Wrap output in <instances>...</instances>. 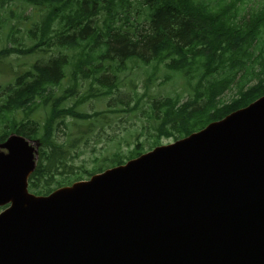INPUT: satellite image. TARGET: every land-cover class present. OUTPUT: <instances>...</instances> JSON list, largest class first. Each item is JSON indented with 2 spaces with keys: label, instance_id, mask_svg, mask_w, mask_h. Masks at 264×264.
<instances>
[{
  "label": "trees",
  "instance_id": "1",
  "mask_svg": "<svg viewBox=\"0 0 264 264\" xmlns=\"http://www.w3.org/2000/svg\"><path fill=\"white\" fill-rule=\"evenodd\" d=\"M12 1L30 8L33 19L21 38L16 36L20 28L11 25L0 48V69L10 74L0 97V142L12 132L39 140V157L28 178V190L36 195L123 164L159 145L161 137L188 136L264 95V0H217L216 5L205 0H0V27L14 12ZM11 55L32 62L14 69ZM160 65L168 79L173 74L185 79L192 98L180 104L177 97L152 99L157 121L151 146L137 142L128 156L116 152L95 158L90 168L69 164L73 143L106 118H99L103 111L87 113L77 104L110 95L120 75L135 67L144 70L147 91ZM67 77L68 86L57 92ZM88 79L80 94L81 81ZM231 89L235 94L223 101ZM68 100L75 101L68 105ZM67 117L83 129L59 141L55 132L67 126Z\"/></svg>",
  "mask_w": 264,
  "mask_h": 264
},
{
  "label": "water",
  "instance_id": "2",
  "mask_svg": "<svg viewBox=\"0 0 264 264\" xmlns=\"http://www.w3.org/2000/svg\"><path fill=\"white\" fill-rule=\"evenodd\" d=\"M37 146L0 142V264H264V95L45 196Z\"/></svg>",
  "mask_w": 264,
  "mask_h": 264
},
{
  "label": "rangeland",
  "instance_id": "3",
  "mask_svg": "<svg viewBox=\"0 0 264 264\" xmlns=\"http://www.w3.org/2000/svg\"><path fill=\"white\" fill-rule=\"evenodd\" d=\"M205 1L210 2L212 5H216L218 2L217 0ZM261 1L262 0H249L252 4ZM247 2L245 3L246 5ZM16 3L17 2H14V5L12 3L14 12L7 15L8 19L6 20V24L0 27V48L3 47V44L7 43L4 36L11 25L20 28V32L17 33L16 36L21 38V35L26 31V27L29 26L30 20L33 19L30 8L26 10ZM10 60L14 69H17L18 65L22 64V62L28 63L27 65L32 62V60L26 58H17L15 55H11ZM128 65L132 66L131 63ZM0 66L2 67L4 65ZM6 72V70L0 69V97L2 96V87L4 83L10 78V74ZM166 72L163 66L160 65L156 79H152L149 89L146 91L144 87V82L146 80L144 70L135 67L120 75V84L110 95L100 99L92 98L79 105L77 104L76 109L87 113L103 111V114L100 115L99 118L103 115L106 116V118H100L99 121L95 122L92 126V131L87 134L83 133V137H80V139L73 143L75 147L72 151V158L67 162L74 167L84 165L90 168L94 165L95 158L102 159L116 152H119L123 157L128 156L130 150L137 142H140L145 149H148L156 138L154 126L157 120L154 117L153 110L151 111L149 107L152 99H159L166 96L170 98L177 97L180 104L192 98V94H190L185 79L176 74L170 75L168 79V74ZM89 82V79L81 81L80 94L87 89ZM251 83H253V81L249 84ZM68 84L69 77L61 82L60 86L57 87V92L68 86ZM94 87L101 88L98 84H95ZM235 91V89L225 91L221 99L223 101H228L235 94ZM74 101L75 100H68L67 104H73ZM200 102L201 100H199L198 104ZM40 108L41 107L34 111V115L42 110ZM22 116V112H17L16 118L18 120L21 119ZM38 116H40V114ZM65 122L67 126L59 125L55 132V136L59 141L69 140L68 138L71 133L77 136L78 133L76 130L78 128L83 129V127H77L82 124L81 122H77L70 117H67ZM173 140V137H161L160 144H165ZM38 145H40L39 141Z\"/></svg>",
  "mask_w": 264,
  "mask_h": 264
}]
</instances>
